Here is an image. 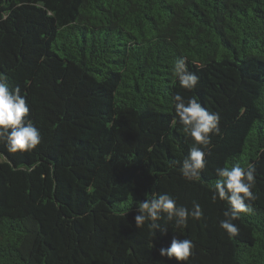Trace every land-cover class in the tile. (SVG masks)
Listing matches in <instances>:
<instances>
[{"label": "trees", "instance_id": "16d2710c", "mask_svg": "<svg viewBox=\"0 0 264 264\" xmlns=\"http://www.w3.org/2000/svg\"><path fill=\"white\" fill-rule=\"evenodd\" d=\"M0 76L42 137L0 143V264H264V0H0ZM175 95L220 115L196 180L179 170L193 141ZM236 164L255 166V199L230 236L212 196ZM163 193L202 216L136 228ZM174 237L192 241L187 261L160 255Z\"/></svg>", "mask_w": 264, "mask_h": 264}, {"label": "clouds", "instance_id": "9594fccd", "mask_svg": "<svg viewBox=\"0 0 264 264\" xmlns=\"http://www.w3.org/2000/svg\"><path fill=\"white\" fill-rule=\"evenodd\" d=\"M173 73L178 78L182 88L192 90L196 87L199 77L189 72L185 58H179L173 67ZM175 101V116L172 124L177 122L183 126L184 133L193 141V147L181 162L180 173L186 180H196L205 168V151L200 145L210 143V134L219 133L220 115L218 112L209 111L202 107L195 98L185 102L180 95L173 97ZM29 106L26 98L20 94L19 87L10 90L5 83V78L0 76V143L9 153L26 152L35 149L41 143L39 129L28 119ZM255 166L247 165L246 168L239 164L216 169L217 179L213 185L212 199L217 198L227 201L228 208L224 211V220L220 227L230 236L238 234V228L232 223L241 213L251 211L250 202L255 199L252 188L255 184ZM248 201V203H246ZM131 203L128 208H131ZM138 215L135 216V227L141 228L145 222L150 221L149 227L155 231L160 229L166 233L168 228L157 223L161 219L175 222V226H186L188 217L199 219L202 210L198 203H194L191 210L178 206L174 197L163 193L151 200H144L137 205ZM194 245L190 239L174 237L168 248H161L160 255L168 258L175 257L178 261H187L192 254Z\"/></svg>", "mask_w": 264, "mask_h": 264}]
</instances>
